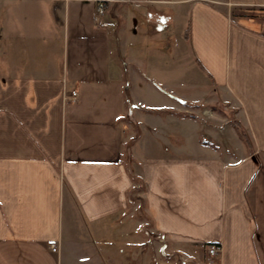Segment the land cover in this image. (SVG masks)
Returning a JSON list of instances; mask_svg holds the SVG:
<instances>
[{
  "label": "crops",
  "instance_id": "0c3cea01",
  "mask_svg": "<svg viewBox=\"0 0 264 264\" xmlns=\"http://www.w3.org/2000/svg\"><path fill=\"white\" fill-rule=\"evenodd\" d=\"M118 2L0 0V264H264V0Z\"/></svg>",
  "mask_w": 264,
  "mask_h": 264
},
{
  "label": "rangeland",
  "instance_id": "374dc122",
  "mask_svg": "<svg viewBox=\"0 0 264 264\" xmlns=\"http://www.w3.org/2000/svg\"><path fill=\"white\" fill-rule=\"evenodd\" d=\"M114 3H117V2H114ZM119 3V2H118ZM122 3H124V2H121V4H120V6H117V7H119L118 8V11L120 10V8H121V12H119V14L123 17V19L121 18L120 20H119V22H118V20L116 21L115 19H114V17H112L111 16V13H110V11H109V9H107V7H106V9H105V16L104 17H106L107 18V20H108V22H109V24H110V28L112 29V28H115L116 26H121V27H127V28H130V29H133V31H134V29H136V28H140V26L143 24V22H144V20L143 19H141V18H139V23L138 24H134V19H137V15L133 12V10L132 11H130V9L128 8L129 6H131L132 4H134V2L132 3V4H130V3H125V4H122ZM126 9H127V15L124 13V11H126ZM160 22H161V24H163V19H162V17L160 18V20H159ZM174 24H176L175 25V27H177V25H178V23H177V20L175 19V21H174ZM172 29H173V27H172ZM148 46H150V45H148L147 44V48H148ZM147 48L145 49V50H147ZM144 54H148V57H149V55H150V52L149 51H147V52H144ZM190 61L191 60V58H185V65H187V61ZM188 61V62H189ZM190 63V62H189ZM5 70H0V73H2V72H4ZM178 85V84H177ZM192 91H194L195 93L193 94V95H197L198 93H199V88H192L191 89ZM222 109H223V121H227V119L230 121L231 120V115H233L234 116V113H232V109L228 106V105H226V104H224V103H222ZM231 109V110H230ZM226 111V112H225ZM209 112V111H208ZM207 113V112H206ZM200 117H201V119H202V122L203 123H208L209 121H210V119H211V117H210V115H207V114H200V113H197ZM171 124H169V127L170 128H172L173 126H177V125H174L172 122H170ZM178 126L177 127H174L173 128V132L174 133H176L177 134V131H178ZM158 137H160L162 140H164L165 141V135H162V133H161V131H160V134L158 135ZM160 139V140H161ZM230 142L231 141H227L226 143H228V145L230 144ZM224 145H225V143H224ZM191 151H193V148L191 149ZM140 185L138 184V187H139ZM135 201H136V212H140L142 209H143V205H142V198H141V195L140 194H136V196H135ZM141 212H143V210L141 211ZM129 217V216H128ZM131 218L133 217L134 219H139V216L138 215H136V214H134V215H131L130 216ZM143 217H144V215H143ZM142 228H145L144 226H142ZM147 232L145 231V229H144V231H143V236H144V240L145 239H147Z\"/></svg>",
  "mask_w": 264,
  "mask_h": 264
},
{
  "label": "built area",
  "instance_id": "2783aa9c",
  "mask_svg": "<svg viewBox=\"0 0 264 264\" xmlns=\"http://www.w3.org/2000/svg\"><path fill=\"white\" fill-rule=\"evenodd\" d=\"M107 1H110V0H94L95 2V12H96V19L97 20H101V24L106 26L108 23L106 21H102V17L104 16L105 14V3ZM263 25H264V20H263ZM77 95V92L75 90H72L70 92V98L71 99H74ZM50 249L52 251H56L57 250V244L56 243H51L50 244ZM208 253L211 255V256H214V255H217L219 252H220V245L219 244H209L208 245Z\"/></svg>",
  "mask_w": 264,
  "mask_h": 264
},
{
  "label": "bare ground",
  "instance_id": "6f19581e",
  "mask_svg": "<svg viewBox=\"0 0 264 264\" xmlns=\"http://www.w3.org/2000/svg\"><path fill=\"white\" fill-rule=\"evenodd\" d=\"M190 178V177H189Z\"/></svg>",
  "mask_w": 264,
  "mask_h": 264
}]
</instances>
